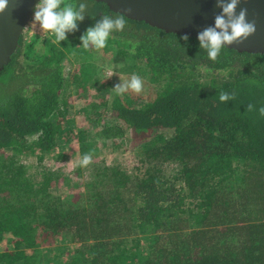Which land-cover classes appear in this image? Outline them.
I'll list each match as a JSON object with an SVG mask.
<instances>
[{"label":"trees","instance_id":"1","mask_svg":"<svg viewBox=\"0 0 264 264\" xmlns=\"http://www.w3.org/2000/svg\"><path fill=\"white\" fill-rule=\"evenodd\" d=\"M83 2L78 31L57 44L25 30L0 73V264H264V55L225 47L212 61L198 39L127 17L104 49L86 50L80 37L115 12ZM110 52L120 83L137 74L143 91L110 85L89 109L91 129L78 128L66 87L100 86L93 59ZM70 61L79 68L68 78ZM131 132L138 167L95 160L98 141ZM74 145L93 154L77 193H59V171L32 174L22 161L56 149L63 159ZM55 238L72 245L44 250Z\"/></svg>","mask_w":264,"mask_h":264},{"label":"clouds","instance_id":"2","mask_svg":"<svg viewBox=\"0 0 264 264\" xmlns=\"http://www.w3.org/2000/svg\"><path fill=\"white\" fill-rule=\"evenodd\" d=\"M217 6L221 9L214 19V26L204 28L198 33V41L201 49L206 50L208 59L216 61L222 49L229 45H243L249 37L256 34V22L249 21L247 8H240L237 11L242 0H216ZM247 3V0H244ZM63 5V7H62ZM10 7L9 0H0V14L5 13ZM88 9L86 2H80L78 5L68 3L66 0H39L34 10L33 20L25 30H31L36 33V29L42 32L43 36L52 33L55 37L54 43L61 44L66 41L69 33L78 31V22H83ZM131 13L132 9L127 10ZM124 13L116 12L114 15L104 14L94 27H89L84 35L80 37L83 49L94 48L99 51L107 46V41L114 32H122L126 25L127 19ZM182 39L187 42L189 37L184 36ZM80 48V47H77ZM115 65L105 67V73L110 78L115 75ZM119 67H123L120 65ZM103 80L101 82H104ZM144 81L137 75L133 74L130 80L121 81L114 86L112 90L115 94L123 96L129 90L140 93L143 91ZM236 98L235 92H220L219 100L228 102ZM254 105H247V111H256ZM261 116H264V106L258 109ZM93 160L91 152L82 156L80 165L87 167Z\"/></svg>","mask_w":264,"mask_h":264},{"label":"water","instance_id":"3","mask_svg":"<svg viewBox=\"0 0 264 264\" xmlns=\"http://www.w3.org/2000/svg\"><path fill=\"white\" fill-rule=\"evenodd\" d=\"M106 4L113 12L124 13L127 18L143 21L166 33L198 39L204 28L214 26L221 9L216 0H94ZM9 9L0 14V73L11 62L19 40L34 15L39 0H9ZM131 8L129 13L127 10ZM240 8H247V19L256 22V34L243 45H229L228 49L240 53L264 55V0H242Z\"/></svg>","mask_w":264,"mask_h":264},{"label":"rangeland","instance_id":"4","mask_svg":"<svg viewBox=\"0 0 264 264\" xmlns=\"http://www.w3.org/2000/svg\"><path fill=\"white\" fill-rule=\"evenodd\" d=\"M31 22L28 24L27 27L30 26ZM35 35L42 39L46 37L48 33L43 36L39 28L36 29V33H33L31 30H27V38H30L31 36ZM111 54L112 53L110 52L108 57H103L104 53H102V56L100 55L93 59L95 63H97L102 68H100L101 71L104 70L102 81H106L101 82L100 86H86L83 88H86L88 90L85 93H83L82 89H80L79 93H76L73 90V87L69 86L70 81L66 87L68 105L72 106L71 116L78 128L81 127L82 129H86L87 131L91 129V126H89L88 119V116L90 114L89 109L93 108L98 103L99 100L97 99V96L101 95L104 92V89L110 87V85L115 86L116 84L120 83V80L122 79L123 74H115L114 72L115 75L110 78V76L105 73V67L113 65ZM78 68L79 65L77 63L74 65L73 62L70 61L68 63L66 62L64 71L67 77L71 78L73 75H75V72L78 70ZM84 94H86V96ZM85 106H89L86 107L88 108L87 111L84 110ZM102 142L103 141H98V146L100 148L99 154L95 158L96 161L105 160L108 164L118 163L129 171L139 166L137 146L141 142L137 141V138L132 132L128 133L125 139L121 140L115 138L113 140L114 144H112L111 142L110 145V143L108 142L107 146H102ZM60 153L61 152H59L57 149L55 150V152L46 153V155L44 156V160L41 163L38 162L36 156L22 157V161L23 163L31 167L32 174L36 173L42 168H48L52 171H59L61 177L59 186H57L60 189L59 193L73 194L84 190L87 183L86 181H88L89 179V169L88 166L83 167L80 165L82 156L78 152V146L74 145L73 148L67 146V148L62 151L63 159L59 158L58 155ZM168 171H170V169H168ZM66 178L70 179L68 183L64 181ZM50 241L51 242H47L43 245L44 250L53 249V247L56 245L63 246V244H66L69 247L72 245L68 242L63 243V238H55L54 240L50 239ZM6 248V242L0 245V250H6ZM53 253L54 251L51 250L50 255H52Z\"/></svg>","mask_w":264,"mask_h":264},{"label":"built area","instance_id":"5","mask_svg":"<svg viewBox=\"0 0 264 264\" xmlns=\"http://www.w3.org/2000/svg\"><path fill=\"white\" fill-rule=\"evenodd\" d=\"M33 16H34V15H33ZM32 19H33V17L31 18V20H32ZM30 22H31V21H30ZM30 22H29V23H30Z\"/></svg>","mask_w":264,"mask_h":264}]
</instances>
